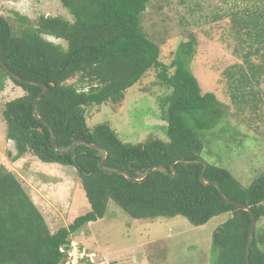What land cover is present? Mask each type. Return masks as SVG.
Listing matches in <instances>:
<instances>
[{"label":"trees","instance_id":"obj_1","mask_svg":"<svg viewBox=\"0 0 264 264\" xmlns=\"http://www.w3.org/2000/svg\"><path fill=\"white\" fill-rule=\"evenodd\" d=\"M59 1L72 21L43 16L31 25L16 13V26L0 17V61L22 81L0 65V92L12 82L25 93L5 105L3 117L7 139L15 146L13 162L32 155L43 164L72 167L91 211L52 233L21 181L0 167V264H63L66 255L60 249L70 246L71 237L87 225L103 220L110 202L133 220L183 217L196 227L230 215L213 238L214 264H246L251 215L225 201L212 184L229 202L254 213L250 262L264 264V173L245 188L228 170L202 157L205 139L220 124L223 112L217 96L204 95L192 72L195 39L180 43L167 65L159 45L141 25L151 0ZM243 24L263 31L258 18ZM257 36L262 40L263 35ZM47 37L65 42L67 48ZM152 71L170 92L163 100L168 142L153 139L132 145L109 125L89 127L87 109L120 106L128 91ZM75 78L80 86L68 85ZM42 85L50 92L37 102L36 116L34 102L43 93ZM75 143L80 144L63 154ZM107 155V171H123L134 180L143 179L152 168L164 170H155L143 183L132 182L101 169ZM197 161L208 165L204 182L205 167L193 164Z\"/></svg>","mask_w":264,"mask_h":264},{"label":"rangeland","instance_id":"obj_2","mask_svg":"<svg viewBox=\"0 0 264 264\" xmlns=\"http://www.w3.org/2000/svg\"><path fill=\"white\" fill-rule=\"evenodd\" d=\"M16 13L27 17L31 25L43 16L73 20L59 0H0V17L18 26ZM254 18L263 31L243 24ZM141 25L159 45L167 65L173 62L180 43L195 39L192 72L204 95L217 96L223 112L220 124L205 139L202 157L228 170L243 187H250L264 173V3L151 0ZM46 39L67 48L63 41ZM240 80H244L242 84ZM68 85L80 86L78 78ZM24 94L12 82L0 92V167L17 176L51 232L56 233L91 207L72 167L43 164L32 155L13 162L15 146L7 139L3 113L8 102ZM169 94L152 71L128 91L120 106L87 109L88 125H109L132 145L153 139L168 142L163 100ZM229 218L221 215L201 227L183 217L133 220L110 202L106 217L87 225L71 241L85 246L104 264H214L213 238Z\"/></svg>","mask_w":264,"mask_h":264},{"label":"water","instance_id":"obj_3","mask_svg":"<svg viewBox=\"0 0 264 264\" xmlns=\"http://www.w3.org/2000/svg\"><path fill=\"white\" fill-rule=\"evenodd\" d=\"M0 65H1L5 70H7V71H8V72H9V73H10V74H11V75H12L17 81L22 82L17 76H15L14 74H12V73L8 70V68H7V67H6L1 61H0ZM42 88H43V93H42L39 97H37V99H36L35 102H34V113H35V115H36L37 102L40 101V100H42V99H43L45 96H47V95L49 94V92H50V89H49L47 86L42 85ZM36 116H37V115H36ZM79 144H80V143H75V144H74V145H73L68 151L63 152V154H66V153L72 152V151L76 148V146H78ZM52 146H53V148L55 149V147H56V136H55L54 131H53ZM88 146L91 147V148H96V147L93 146V145H88ZM108 158H109V155H107L106 159L103 161V163H102L101 166H100L101 169H102L103 171H106L107 173H111V174L121 173V174H123L128 180H130V181H132V182H136V183H143V182H145V180H147V179L149 178V176L152 174V172H154V171L157 170V169H162V170H164V168H162V167L152 168V169H150V170L148 171L147 175H146L143 179H141V180H134V179L131 178V176H130L129 174H127V173H125V172H123V171H107L106 168H105V166H106V163H107V161H108ZM182 162H184V161H182ZM193 164H201V165H204L205 169H204V171H203V173H202V175H201V181L204 182V176H205V173H206V171H207V169H208V165H207L204 161L193 162ZM173 171H174V175H173V177H176L177 174H176V168H175V165H173ZM212 185H214V186H216V187L218 188V190H219L221 196L225 199V201H227L229 204H231V205H233V206H236V207H239V208H241V209H244V210L248 211V212L250 213V215H251V218H252V225H251V230H250V235H249V242H248L247 252H246V264H251V262H250L251 249H252V246H253V241H254V239H255V232H256V226H257V224H256V217H255L254 213L252 212V210H251L250 208H248L247 206L242 205V204L229 202V201L224 197V194L222 193L221 188H220L218 185H216V184H212Z\"/></svg>","mask_w":264,"mask_h":264},{"label":"built area","instance_id":"obj_4","mask_svg":"<svg viewBox=\"0 0 264 264\" xmlns=\"http://www.w3.org/2000/svg\"><path fill=\"white\" fill-rule=\"evenodd\" d=\"M63 255H66L63 264H104L98 263L99 260L94 253H91L85 246L71 241L70 246L60 249Z\"/></svg>","mask_w":264,"mask_h":264}]
</instances>
